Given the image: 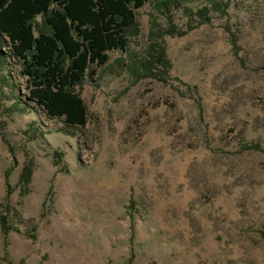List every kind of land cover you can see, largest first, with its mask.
I'll return each mask as SVG.
<instances>
[{
    "label": "rangeland",
    "instance_id": "1",
    "mask_svg": "<svg viewBox=\"0 0 264 264\" xmlns=\"http://www.w3.org/2000/svg\"><path fill=\"white\" fill-rule=\"evenodd\" d=\"M134 14L126 49L74 87L83 126L28 98L1 37L0 209L19 230L0 227V264H264V0Z\"/></svg>",
    "mask_w": 264,
    "mask_h": 264
},
{
    "label": "trees",
    "instance_id": "2",
    "mask_svg": "<svg viewBox=\"0 0 264 264\" xmlns=\"http://www.w3.org/2000/svg\"><path fill=\"white\" fill-rule=\"evenodd\" d=\"M148 0H0V40L9 43V54L18 61L28 84V98L52 118H62L72 126L86 123V107L74 87L91 65L102 66L108 51L124 50L127 30L135 22L134 9ZM162 4H167L162 1ZM41 15L46 30H37L35 18ZM147 58L138 61L144 71L164 56L163 48L151 45ZM135 62L131 70L135 71ZM244 149L260 150L258 144ZM32 168L23 165L19 183L21 194L29 191ZM8 207L1 205L3 233L18 227L8 221ZM30 237L33 233L28 232Z\"/></svg>",
    "mask_w": 264,
    "mask_h": 264
}]
</instances>
